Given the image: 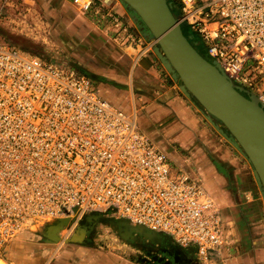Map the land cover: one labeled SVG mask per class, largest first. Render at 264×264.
<instances>
[{
    "label": "built area",
    "instance_id": "1",
    "mask_svg": "<svg viewBox=\"0 0 264 264\" xmlns=\"http://www.w3.org/2000/svg\"><path fill=\"white\" fill-rule=\"evenodd\" d=\"M71 1L82 13L93 8L94 0ZM167 1L210 62L264 107V0ZM141 44L145 52L156 40ZM91 213L194 246L197 264H227L216 199L200 178L173 172L135 113L76 67L0 41V257L24 231Z\"/></svg>",
    "mask_w": 264,
    "mask_h": 264
},
{
    "label": "crops",
    "instance_id": "2",
    "mask_svg": "<svg viewBox=\"0 0 264 264\" xmlns=\"http://www.w3.org/2000/svg\"><path fill=\"white\" fill-rule=\"evenodd\" d=\"M83 14H88L90 18L86 27L80 26L81 35L78 38L63 41L69 53H59L55 61L76 67L93 80L103 97L124 111L135 113L139 128L167 153L173 172L183 170L200 178L221 206L220 210L225 213L233 206L235 211L239 209L244 213V227L248 229L245 237L242 232L233 230L231 222L224 218L225 223H228V243L223 246L227 264H264V224L259 219H251V215L248 217L259 197L251 198L249 195L253 190L245 186L248 177H245L246 173L242 170L244 165L239 163V159L234 157L197 114L198 111L202 112L199 108L201 105L195 103L193 97H188L166 70L153 51L156 44L150 50L140 52L142 42L150 43L154 40L144 35L145 27L140 25L141 21L137 22L132 9L122 0H94L93 8ZM115 18L123 21L124 30H119L115 25ZM93 53L97 54L94 56ZM140 115L144 116L142 124H139ZM94 233L95 227L90 229L84 241L67 243L63 249H59L56 258L40 248L39 257L33 258L27 254L31 263H27L25 257L17 262L197 264L195 254V258L191 259L185 251L187 248L173 240L171 243L174 246L169 247L166 254L160 252L162 245L154 244L149 248L155 252L157 259H153L152 254L146 253L142 243L136 246L123 239L125 242L113 241L112 245L106 247L99 243ZM41 237L44 243H52L44 240V234ZM17 240L22 242L17 246L19 248L25 242L28 246L30 244L29 239ZM61 246H57V249ZM37 247L31 248L34 250ZM45 250L51 248L44 246ZM44 254L46 258H43Z\"/></svg>",
    "mask_w": 264,
    "mask_h": 264
},
{
    "label": "water",
    "instance_id": "3",
    "mask_svg": "<svg viewBox=\"0 0 264 264\" xmlns=\"http://www.w3.org/2000/svg\"><path fill=\"white\" fill-rule=\"evenodd\" d=\"M133 11L134 17L145 27L144 35L156 40L154 53L173 79L180 83L188 97H194L202 106L207 119L245 156L253 168L264 198V107L248 91L235 85L215 63L210 62L185 36L182 26L167 0H122ZM139 23V22H138ZM226 128H220V124ZM86 218L98 220L103 216L92 213ZM64 220V219H63ZM116 225L122 239L137 244L142 238L162 245L160 252L168 253L173 247L169 234L133 225L125 218L107 220ZM127 228L130 230L126 236ZM151 231V232H149ZM74 233L70 239L75 241ZM56 241L59 238L55 234ZM134 244V243H133Z\"/></svg>",
    "mask_w": 264,
    "mask_h": 264
},
{
    "label": "rangeland",
    "instance_id": "4",
    "mask_svg": "<svg viewBox=\"0 0 264 264\" xmlns=\"http://www.w3.org/2000/svg\"><path fill=\"white\" fill-rule=\"evenodd\" d=\"M178 15L179 13L176 15V17H178ZM89 20L90 18L88 14H83L72 4V2H70V0H0V41L9 42L20 47L24 51L31 52L46 59L55 61L58 59L59 53H69L66 51L67 49H65L63 41L69 42V39L71 40L73 37L78 38L81 35L80 26L84 25L86 27L87 21ZM203 52L204 54L206 53L205 51ZM93 54L95 56L97 53ZM177 84L180 83L177 82ZM201 107L199 108L202 112L198 111L197 114L204 122L209 125V127L213 130L214 135H217L221 143L235 155L234 157L239 159V163L244 165V169L242 170L244 173H246L245 177H248L245 186L252 188L253 190V192L249 193L250 197H259L257 201L255 200L257 203L255 204V207H253V209L249 212L248 217L251 215L253 216L251 219H259L261 220L260 222L264 224L263 192L254 176L251 164L245 158V156L215 127V125H213L207 119L203 112L204 110ZM143 117L144 116L140 115L139 124H142L144 120ZM215 122L220 124L217 120H215ZM219 126L226 132V128L223 125L220 124ZM175 172H178V170H175ZM196 173L199 174L198 171ZM219 207L221 209L220 205ZM221 212L222 216H224L223 218H225L227 222H231L232 229L235 231L237 230V232L240 233L242 232V235L244 234L245 237V233L248 229L246 230L244 227V221H246L244 213L239 209L235 211L233 206L230 207L229 211L227 210L224 213L221 210ZM87 216L88 215L84 216L83 218L85 219ZM112 219H114V217L106 216L105 218L94 221L92 224L89 222L91 225L90 228L95 227L94 236L99 239V243L106 247L112 245L113 241L118 243L125 242L120 237L117 226L112 225L107 221ZM248 220H250V218ZM50 224V221L47 222L44 227H40L39 231H35V229H38V227H35L34 230H29L31 238L28 241L31 246L29 244L28 254L39 257L41 256V251H43L44 253H52L51 255L55 256L56 258L59 249H63V247L67 244L66 243L65 245L61 246V248L59 247L57 249L59 244L57 245L56 242H50V244L43 242L41 235L44 233L45 228ZM25 232H28V230L24 231L23 233ZM23 233L19 234L15 239H19ZM256 235L260 236V234ZM44 240L46 241L47 239L44 237ZM11 242L5 246V252L3 253L2 259H0V264H17L15 263V258L13 255L10 254L9 248L13 244V242ZM33 246L38 247L33 250L31 248ZM44 246H49L51 250L44 251ZM22 248L23 247H20L19 249L22 250ZM185 251L192 259L195 258L194 254L196 256V248L194 246L187 247ZM46 257L47 256L44 254L43 258Z\"/></svg>",
    "mask_w": 264,
    "mask_h": 264
},
{
    "label": "bare ground",
    "instance_id": "5",
    "mask_svg": "<svg viewBox=\"0 0 264 264\" xmlns=\"http://www.w3.org/2000/svg\"><path fill=\"white\" fill-rule=\"evenodd\" d=\"M242 93H243V91H242ZM87 215H89V214H87ZM94 221L95 220H93V219H88V218L84 219L83 217L78 216V215L63 216V217H60L59 219L52 220L51 224L45 228V231H44L43 234H44V237L48 241H52V240L48 239L47 237L54 238L55 234H58L59 238H57L56 241H52V243L56 242L57 245L59 244V245H62V246L65 245L66 243L71 242L70 239H71V237H72V235L74 233L76 234L75 241H84L85 237L89 234L90 229H91L90 228L91 225L89 224V222L92 224V223H94ZM35 227H38V229H35V231H39L40 230L39 226H35ZM148 229L152 230L150 228H148ZM62 230H63V232H62ZM152 231H155V230H152ZM149 232H151V231H149ZM157 232H159V231H157ZM129 233H130V230H129V228H127V232H126V236L127 237H129V235H130ZM63 237H65V238L62 239ZM20 238L26 239V240L30 239L31 236H30L29 231L23 233ZM140 241L141 240H139L138 243H142L145 246L152 247L154 245L153 243L147 242L146 238H142V242H140ZM21 243L22 242L18 241L17 239L13 240V244L9 248L10 254L13 255V257L15 258L14 259L15 263H17V264H20L19 262H17V259H21V258H24V257H25V260L27 261V263H31L32 262L31 259L29 258V256L27 257V254H28V251H29L28 250L29 249L28 245H26L25 244L26 242H25L24 245H23V248L21 250V249H19L17 247L18 245H21ZM133 243L137 244V241L134 239ZM16 254H18V255H16ZM0 259H2V257H0ZM35 263H37V261H35Z\"/></svg>",
    "mask_w": 264,
    "mask_h": 264
},
{
    "label": "trees",
    "instance_id": "6",
    "mask_svg": "<svg viewBox=\"0 0 264 264\" xmlns=\"http://www.w3.org/2000/svg\"><path fill=\"white\" fill-rule=\"evenodd\" d=\"M174 15L176 16L179 11L177 10V8L173 7L172 9ZM175 11H178V12H175ZM183 30V33L185 34L186 37H188L190 39V41L193 43V45L196 47V49L204 56L206 57L209 61H210V58L207 57L206 53L204 54L203 50L201 49L200 47V44L198 42V39L196 36H194L186 27H183L182 28ZM245 94V92H243ZM193 99L198 103V101L193 97ZM199 104V103H198Z\"/></svg>",
    "mask_w": 264,
    "mask_h": 264
},
{
    "label": "flooded vegetation",
    "instance_id": "7",
    "mask_svg": "<svg viewBox=\"0 0 264 264\" xmlns=\"http://www.w3.org/2000/svg\"><path fill=\"white\" fill-rule=\"evenodd\" d=\"M134 244H135V243H134ZM135 245L137 246L138 244H135ZM142 247H145V249L147 250V251H146L147 254H152V255H151V258H153V259L155 258V255H154L155 252H154L153 250H151V251L149 250V248H151V247H149V246H145L144 244H142ZM155 259H157V258H155ZM191 259H192V258H191Z\"/></svg>",
    "mask_w": 264,
    "mask_h": 264
}]
</instances>
